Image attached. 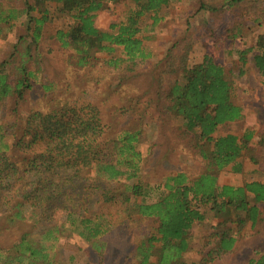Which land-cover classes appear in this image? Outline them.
<instances>
[{
    "label": "trees",
    "instance_id": "trees-1",
    "mask_svg": "<svg viewBox=\"0 0 264 264\" xmlns=\"http://www.w3.org/2000/svg\"><path fill=\"white\" fill-rule=\"evenodd\" d=\"M121 1L26 0L21 12L0 11V36L23 16L25 36L29 38L28 44L24 38L19 39L8 60L0 61V105L11 100L9 114L17 120L20 105L35 89L36 74L27 65L40 58L32 51L43 40V30L50 20L49 6H59L60 13L73 22L52 39L70 54L68 61L77 69H89L100 61L117 70L126 62L148 59L140 37L142 20L149 17L156 26L164 18V10L176 0H129L133 6L121 22L111 25L108 32L96 29L95 15L104 10V5ZM245 1L249 0H227L229 5ZM20 48L24 59L18 63ZM117 50H121L123 59L115 57ZM249 53H253L254 67L264 79V35L257 37L254 48L238 53L242 67ZM98 56L108 58L101 61ZM180 71L181 81L168 88L158 86L157 96L166 102L163 109L178 120L183 133L197 136V154L207 169L196 178L185 172L165 178L155 196L140 182L120 184L122 179L139 180L143 157L137 148L143 130L130 123L145 115L140 107L149 102L144 100L150 94L148 89L141 96H132L128 106L108 114L113 120L114 116L128 119L119 125L106 123L98 106L80 102L72 94H66V100L48 112H29L18 134L12 131L16 123L0 125V226L22 223L29 229L11 248L0 247V264H55L50 252L69 229L101 258L104 245L99 240L109 232L110 223L92 213L90 204L94 198L103 204L115 203L113 191L120 204L133 203L137 217L157 224L154 234L135 246L136 264H211L232 249V226L238 231L247 225L257 226L263 216L257 205L264 206V184L217 187L218 173L228 166L234 164V171L241 172L237 161L252 138L251 133L217 136L221 127L242 118L241 108L233 102V80L210 55ZM51 87L52 83L45 84L43 90ZM4 114L6 110L1 109L0 120H4ZM206 208L222 221L212 235L217 240L197 263H187L184 255L193 247L206 249L211 245L209 236L199 242L191 240L192 228L204 221ZM41 225H45L42 232ZM33 231H40L38 241L33 240ZM49 240L54 243L49 244ZM259 264H264V256Z\"/></svg>",
    "mask_w": 264,
    "mask_h": 264
},
{
    "label": "rangeland",
    "instance_id": "rangeland-1",
    "mask_svg": "<svg viewBox=\"0 0 264 264\" xmlns=\"http://www.w3.org/2000/svg\"><path fill=\"white\" fill-rule=\"evenodd\" d=\"M25 1L0 0V11L21 12ZM132 6L129 0L104 5V10L95 15L96 29L108 32L111 25L123 20ZM49 10L50 20L43 30V40L38 49L32 51L33 55L38 52L40 58L34 57L36 60L27 65L36 74L35 89L20 105L17 120L9 114L11 100L0 105V110L7 112L4 120H0V125L16 123L17 127L12 131L18 134L17 129L21 128L29 112H48L62 104L66 94H72L80 102H91L98 106L106 123L119 125L128 119L114 116L113 120L108 114L113 115L119 108L128 106L132 96H141L148 89L150 94L144 100L149 102L140 107L145 115L130 123V126L140 125L143 130L137 148L143 157L139 180L125 182L122 179L120 184L133 186L140 182L150 188L152 196H155L159 192V184L165 178L177 172H185L196 178L207 169L197 154V136L183 133L178 120L163 109L166 102L157 95L160 92L158 86L168 88L181 81V68L200 63L204 56L210 55L231 76L233 102L242 110V118L221 127L217 136L230 133L241 137L251 133L248 149L240 159L246 172L238 177V181L264 182V79L254 67L253 53L247 55L244 67L238 56L240 51L254 48L257 37L264 35V0H249L233 5H229L227 0H176L164 10L161 14L164 18L156 26H152L149 17L142 20L140 37L148 59L136 60L132 64L126 62L117 70L100 61L89 69H77L70 64V54L62 50L52 36L59 30L67 31L73 22L60 13L59 6H49ZM11 24L13 27L9 31L6 29L0 36V61L8 60L13 45L19 39L24 38L29 43V38L25 36L24 17L19 16ZM19 50L18 63L24 59V50ZM115 57L123 59L121 50L116 51ZM98 58L103 61L108 57ZM17 62L15 68L18 67ZM241 71L243 75H240ZM48 83H52L53 87L44 91L43 87ZM119 84V89H116ZM38 149L35 147V151ZM226 177L228 172L224 180ZM113 194L119 199L116 191ZM117 199V203L103 204L94 198L90 204L92 213L104 216L110 223L109 232L99 240L104 245L102 257L99 258L100 254L96 255L91 245L69 229L56 243L49 240V244L54 243L50 255L53 254L55 264H136L135 246L139 241L151 237L157 224L137 217L133 212V203L120 204ZM44 226H40L41 232ZM0 230V247L6 249L16 244L23 233L29 232L28 226L22 223L8 227L2 223ZM39 233L33 231V240L38 241ZM251 243L264 249V240L261 238ZM245 245L248 244L242 243L243 247ZM242 246L239 255L234 253L216 264H247L253 257L245 253Z\"/></svg>",
    "mask_w": 264,
    "mask_h": 264
},
{
    "label": "crops",
    "instance_id": "crops-1",
    "mask_svg": "<svg viewBox=\"0 0 264 264\" xmlns=\"http://www.w3.org/2000/svg\"><path fill=\"white\" fill-rule=\"evenodd\" d=\"M240 159L237 161L238 163L237 165H240L241 172L237 173L236 171H234L235 167L234 164H232L227 168H225L220 173H218L216 180H217V187L219 189L223 187L241 188L245 183H251V182H258L264 184V182L257 180L248 182V181H244L243 179L241 182L238 181L239 179L238 177L239 176L242 177V174H245L246 172V168L242 166ZM227 172H228V177L225 178L226 180L225 181L224 177ZM257 207L259 208L260 212L263 213L262 219L260 221L261 223L259 222L257 226L254 228H252L251 225H247L242 231H238L237 227L232 226L233 229H232L231 238L232 240H234V245L232 249L226 254H223L220 259L214 261L211 264H216L219 261L234 255V253H237V255H239L238 251L240 250L242 243L249 245V246L245 245V247L242 246L243 247L242 250H245V253L250 254V256L253 257V259L249 260L247 264H259L261 257L264 256V249L260 247H256V244L254 246H252V243L249 244L251 241L257 240L259 238L264 240V222L262 221L264 220V206L260 204L257 205ZM203 211H204L203 213L205 219L202 223L195 224V226L192 228L191 240L199 242V240H201L202 237L209 236L211 245H209L206 249H202L200 248V246L193 247L192 250H190L188 253H186V255H184V261L187 263H197L200 259V256L205 255L213 247L214 242H216L217 240V237L212 238V235L218 232L216 228L217 226L222 224V221L220 219H216L213 217V213L209 211V208H206ZM225 228L227 229V227ZM204 230L205 232H203ZM189 259L191 261H188Z\"/></svg>",
    "mask_w": 264,
    "mask_h": 264
}]
</instances>
